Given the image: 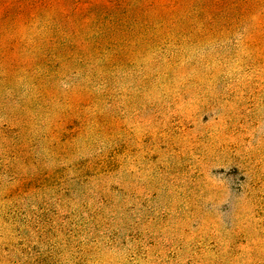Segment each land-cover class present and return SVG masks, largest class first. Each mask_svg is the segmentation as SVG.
I'll return each mask as SVG.
<instances>
[{
	"label": "rangeland",
	"instance_id": "obj_1",
	"mask_svg": "<svg viewBox=\"0 0 264 264\" xmlns=\"http://www.w3.org/2000/svg\"><path fill=\"white\" fill-rule=\"evenodd\" d=\"M0 264H264V0H0Z\"/></svg>",
	"mask_w": 264,
	"mask_h": 264
}]
</instances>
